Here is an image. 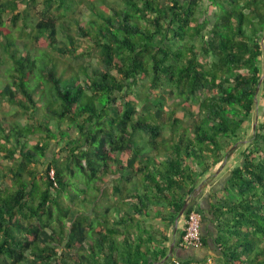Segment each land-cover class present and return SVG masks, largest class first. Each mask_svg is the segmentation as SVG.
<instances>
[{"label":"trees","instance_id":"obj_1","mask_svg":"<svg viewBox=\"0 0 264 264\" xmlns=\"http://www.w3.org/2000/svg\"><path fill=\"white\" fill-rule=\"evenodd\" d=\"M39 2L51 12L29 27ZM81 4L87 21L64 20ZM15 28L41 47L20 48ZM0 49L10 109L0 114V154L11 161L0 170V264H209V255L212 264H264V117L211 203L217 233L212 248L201 233L200 247L208 256L171 259L176 237L152 223L174 225L199 177L229 159L261 110L264 0H0ZM91 53L96 68L62 66ZM163 85L183 110L202 95L193 125L162 107L138 114L133 88L152 99ZM52 142L64 157L39 174ZM192 211L203 223L191 206L183 218Z\"/></svg>","mask_w":264,"mask_h":264},{"label":"rangeland","instance_id":"obj_2","mask_svg":"<svg viewBox=\"0 0 264 264\" xmlns=\"http://www.w3.org/2000/svg\"><path fill=\"white\" fill-rule=\"evenodd\" d=\"M110 2H114L116 1L117 3H120V0H109ZM32 8V9H31ZM19 10L23 11L25 10V6L20 4L19 5ZM29 13H31V17L28 19L27 25L29 27H34V25H36V23L38 21L41 20H45L47 19L48 13L51 12L50 10H47L44 7V4L42 2L37 3L34 7H29ZM214 11V8H206V16L210 17L212 15ZM88 16H89V11L87 10V7L85 5H80L77 8V11L74 15L72 14H68L67 18H64V20L68 21L70 20H80V21H87L88 20ZM200 16V14H199ZM10 18L9 14H4L3 15V19L5 21H7ZM7 26H9V23L6 22ZM33 31L31 32H35L34 29H32ZM26 32L28 31H24V33H22V37L19 36V33L17 31V29L15 28L12 33L14 34V36L17 38V44L18 46L21 48L23 43H29L31 44V46H39L35 44V41L33 39H31L30 37L27 38V34ZM187 40V39H186ZM185 40V41H186ZM85 44L83 45V47H87L88 43L84 42ZM193 45L196 48L200 47V40L196 39L193 42ZM41 47V46H39ZM34 48V47H33ZM4 53L3 51L0 49V55L2 56ZM204 61H207V59H203ZM66 61V62H65ZM91 66L93 68L97 67V61H96V56L94 55V53H91L88 56H84L82 58H77V59H73V58H65L62 66L64 67H68V66ZM4 77V76H2ZM1 82H4V79L2 78V80H0ZM0 86H2L0 84ZM35 89V88H33ZM151 91V98L146 99L144 97V91H143V87L141 88L140 86L137 87L135 86L133 88V92L134 95H132L131 98H133L134 100H136V110L138 112V114H145V111L147 109H153L156 110L157 107H162V111L163 114L166 116L168 114L169 111H175V116L176 118H179L182 121V125L184 127H190L191 125H193V123H195V121L200 117L199 114H197L198 112V104L199 101L202 100V95L197 96L196 98H192L189 100L188 104H187V108L185 110L182 109L181 105L184 104L183 100L180 98H176L174 95H170V94H166L165 91L163 90H170V88L167 85H163L162 89H157V88H152L150 89ZM36 95H40L39 90L37 89L36 91ZM264 101L261 100L260 101V108L261 110L259 112H255L252 115L251 118V124L247 127V131H246V135H242L240 137V140H238L237 143H235L231 148H229V152L230 155L228 156L229 159L226 157V162L223 166V172H227V170H231L232 167L238 166L239 164V160H240V153L243 151L244 146H246V144H248V140L250 139V137L252 136L254 129L256 127V122H257V117L261 118L264 117V105H261ZM180 103V104H179ZM159 104L161 106H159ZM264 104V103H263ZM39 106H42V102H38ZM9 106L8 104L3 100L0 99V114H2L3 112H8ZM186 110L191 111L194 115L191 116ZM42 114V112H37L34 115V118L37 116H40ZM10 120L12 118H9ZM22 124L27 123L30 119L28 117H20L19 118ZM253 125V127H252ZM169 128L165 127L162 132H161V138H166L169 135ZM144 139H146V135L144 134ZM41 139V137L39 135H35V136H31L28 138V141L30 143V145H34L36 144L39 140ZM64 146V145H63ZM63 151H62V145L61 146H56L54 142H52L49 146V148L46 151V160H42L43 163H40V165H38V170H39V174H44V170H45V166H46V162L50 161L52 158L56 157L59 160H62L64 157ZM3 154H0V170L2 168V166H10L11 165V161L3 159L2 158ZM233 157V158H231ZM17 158V157H16ZM120 159L125 160L126 157L125 156H121ZM233 159V160H232ZM228 160V161H227ZM43 165V166H42ZM220 166V165H219ZM216 172H214L213 177L215 176L216 179L218 178L219 180L223 178V176L225 175H218L216 176ZM200 182H202L205 178L199 177ZM2 182H4L8 187L11 186V182L10 179L7 177L6 179H2ZM109 185V183H105V186ZM202 185V183L198 184V187ZM197 187V188H198ZM107 204V200H101V206L103 207V205L105 206ZM152 223H158V221H152ZM164 227V226H163ZM206 250H209L208 248ZM208 256V255H207ZM210 261L208 262L209 264L214 263V258L215 256L209 255L208 256Z\"/></svg>","mask_w":264,"mask_h":264},{"label":"crops","instance_id":"obj_3","mask_svg":"<svg viewBox=\"0 0 264 264\" xmlns=\"http://www.w3.org/2000/svg\"><path fill=\"white\" fill-rule=\"evenodd\" d=\"M233 158V157H231ZM233 160V159H232ZM228 161V160H227ZM226 161L223 163L218 164L214 169L206 173L202 178H205L202 182H200L201 179H199V183H202L198 188L196 187L194 192L192 193L191 197H189V200L187 202L188 206L193 207L194 209H200L203 211L204 214V220L201 227V233L203 237H205L209 243L210 248H212V239L216 237L217 228H216V222L214 220V217L212 216L211 211V203L216 204L218 198L217 193L223 191L224 186L226 184V181L228 180L230 176V170H227V172H223V166ZM220 165V166H219ZM214 172H216V176L218 175H224L222 179H216V177H213ZM212 194L216 195L212 198ZM177 224L174 223L173 226L168 227V225L162 221H158V225L156 226L158 229V232H163L164 235L173 238L176 237L175 241L171 240L168 242V245H170V256L171 259H178V260H188L193 258L197 259H203L205 256H207L208 253L211 252V250H206V248H200V249H192V248H182L177 243V240L179 239L180 231H182L184 221L185 219L183 216H179L176 218ZM175 220V221H176ZM164 226V227H163Z\"/></svg>","mask_w":264,"mask_h":264},{"label":"built area","instance_id":"obj_4","mask_svg":"<svg viewBox=\"0 0 264 264\" xmlns=\"http://www.w3.org/2000/svg\"><path fill=\"white\" fill-rule=\"evenodd\" d=\"M202 215L197 211H192L184 221L183 230L185 232L180 246L182 248L199 249L201 242Z\"/></svg>","mask_w":264,"mask_h":264},{"label":"water","instance_id":"obj_5","mask_svg":"<svg viewBox=\"0 0 264 264\" xmlns=\"http://www.w3.org/2000/svg\"><path fill=\"white\" fill-rule=\"evenodd\" d=\"M263 76H264V75H263ZM263 76H262V78H263ZM262 78H261V80H260V83H261V81H262ZM187 207H188V205L185 204L183 210H182L181 213L179 214L180 217L183 215V213L185 212V210L187 209ZM177 221H178V219L175 221L176 224H177Z\"/></svg>","mask_w":264,"mask_h":264}]
</instances>
